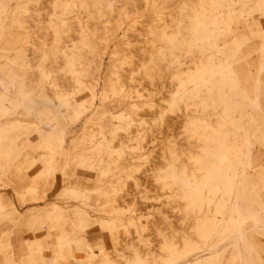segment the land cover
<instances>
[{"label": "rangeland", "instance_id": "374dc122", "mask_svg": "<svg viewBox=\"0 0 264 264\" xmlns=\"http://www.w3.org/2000/svg\"><path fill=\"white\" fill-rule=\"evenodd\" d=\"M261 65L264 0H0V264H264Z\"/></svg>", "mask_w": 264, "mask_h": 264}, {"label": "bare ground", "instance_id": "6f19581e", "mask_svg": "<svg viewBox=\"0 0 264 264\" xmlns=\"http://www.w3.org/2000/svg\"><path fill=\"white\" fill-rule=\"evenodd\" d=\"M261 56V55H260ZM262 66V65H261ZM264 70V66H262L261 67V72ZM260 82V81H259ZM257 88H258V85H257ZM256 88V89H257ZM26 99V98H25ZM23 97H21L20 98V100L23 102V103H25L26 102V100H25ZM56 112V111H55ZM194 256H192V257H189V258H184L182 261H180L178 264H188V262H190V261H193L194 260ZM194 262V261H193Z\"/></svg>", "mask_w": 264, "mask_h": 264}]
</instances>
